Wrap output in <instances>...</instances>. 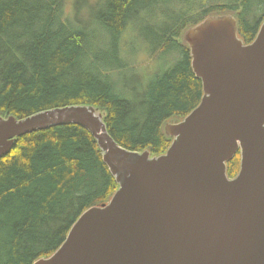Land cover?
<instances>
[{
	"label": "trees",
	"instance_id": "obj_1",
	"mask_svg": "<svg viewBox=\"0 0 264 264\" xmlns=\"http://www.w3.org/2000/svg\"><path fill=\"white\" fill-rule=\"evenodd\" d=\"M224 15L237 19L250 44L264 22V0L0 1V116L93 106L122 148L163 155L173 142L165 124L184 119L204 94L183 36ZM240 167L238 153L228 176ZM118 188L84 127L18 137L0 158V264L50 257L80 216Z\"/></svg>",
	"mask_w": 264,
	"mask_h": 264
},
{
	"label": "water",
	"instance_id": "obj_2",
	"mask_svg": "<svg viewBox=\"0 0 264 264\" xmlns=\"http://www.w3.org/2000/svg\"><path fill=\"white\" fill-rule=\"evenodd\" d=\"M183 40L204 94L184 119L165 124L173 142L163 155L122 148L93 106L0 116V158L17 137L79 125L119 186L34 264H264V22L247 45L233 15L209 17ZM238 153L231 179L227 163Z\"/></svg>",
	"mask_w": 264,
	"mask_h": 264
},
{
	"label": "bare ground",
	"instance_id": "obj_3",
	"mask_svg": "<svg viewBox=\"0 0 264 264\" xmlns=\"http://www.w3.org/2000/svg\"><path fill=\"white\" fill-rule=\"evenodd\" d=\"M40 1V0H39ZM102 2V1H101ZM4 4V3H3ZM6 4V3H5ZM107 4V3H106ZM11 5V4H10ZM26 5V4H25ZM99 6V5H98ZM60 7V6H59ZM60 9V8H59ZM61 11L63 10L62 8L60 9ZM60 12V11H59ZM61 13V12H60ZM102 13V12H101ZM102 24V22H101ZM65 27V26H64ZM65 29V28H64ZM73 29V28H72ZM112 44V43H111ZM52 54V53H51ZM118 54V53H117ZM104 57V56H103ZM107 57V56H106ZM96 59V58H95ZM110 60V59H109ZM158 77V76H157ZM99 79V78H98ZM103 83V82H102ZM60 84V83H59ZM132 93V92H131ZM18 138V137H17ZM16 138V139H17ZM5 236V235H4ZM1 240V239H0ZM4 240V239H3ZM8 241V239H6ZM2 241V240H1ZM3 242V241H2ZM1 249V248H0ZM2 250V249H1Z\"/></svg>",
	"mask_w": 264,
	"mask_h": 264
},
{
	"label": "rangeland",
	"instance_id": "obj_4",
	"mask_svg": "<svg viewBox=\"0 0 264 264\" xmlns=\"http://www.w3.org/2000/svg\"><path fill=\"white\" fill-rule=\"evenodd\" d=\"M0 1H4V0H0ZM82 16H83L84 18H86V17H87L85 13H83V14H82ZM83 17H82V18H83ZM84 18H83V19H84ZM142 54H143V55H145V56H147V54H146V53H142Z\"/></svg>",
	"mask_w": 264,
	"mask_h": 264
}]
</instances>
